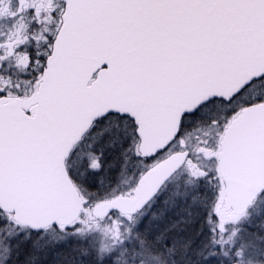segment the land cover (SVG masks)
<instances>
[{
	"label": "snow or ice",
	"instance_id": "obj_1",
	"mask_svg": "<svg viewBox=\"0 0 264 264\" xmlns=\"http://www.w3.org/2000/svg\"><path fill=\"white\" fill-rule=\"evenodd\" d=\"M0 264H264V0H0Z\"/></svg>",
	"mask_w": 264,
	"mask_h": 264
}]
</instances>
